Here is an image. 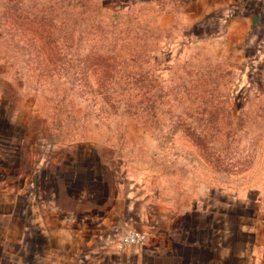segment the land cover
I'll list each match as a JSON object with an SVG mask.
<instances>
[{"label": "rangeland", "instance_id": "1", "mask_svg": "<svg viewBox=\"0 0 264 264\" xmlns=\"http://www.w3.org/2000/svg\"><path fill=\"white\" fill-rule=\"evenodd\" d=\"M203 4L0 0V105L32 146L26 165L45 179H120L174 208L253 193L264 61L226 47L227 24L200 17Z\"/></svg>", "mask_w": 264, "mask_h": 264}, {"label": "crops", "instance_id": "2", "mask_svg": "<svg viewBox=\"0 0 264 264\" xmlns=\"http://www.w3.org/2000/svg\"><path fill=\"white\" fill-rule=\"evenodd\" d=\"M206 1L225 46L264 61V0ZM27 148L0 105V264H264V180L174 208L120 179L39 177ZM131 230L145 243L119 248Z\"/></svg>", "mask_w": 264, "mask_h": 264}, {"label": "built area", "instance_id": "3", "mask_svg": "<svg viewBox=\"0 0 264 264\" xmlns=\"http://www.w3.org/2000/svg\"><path fill=\"white\" fill-rule=\"evenodd\" d=\"M147 236V232L141 230L126 231L123 233L118 247L122 248L129 244L142 245L145 243Z\"/></svg>", "mask_w": 264, "mask_h": 264}]
</instances>
